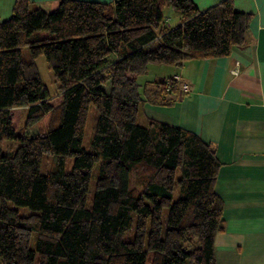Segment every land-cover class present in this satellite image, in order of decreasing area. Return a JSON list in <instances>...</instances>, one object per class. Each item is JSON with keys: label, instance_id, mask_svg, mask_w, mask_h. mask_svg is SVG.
I'll return each instance as SVG.
<instances>
[{"label": "trees", "instance_id": "trees-1", "mask_svg": "<svg viewBox=\"0 0 264 264\" xmlns=\"http://www.w3.org/2000/svg\"><path fill=\"white\" fill-rule=\"evenodd\" d=\"M166 6L180 24H166ZM249 21L233 0L204 10L192 0H59L49 11L15 0L0 21V264H216L220 161L192 131L138 121L141 103L171 101L178 86L163 78L151 92L137 76L150 63L227 55ZM41 55L56 105L34 62ZM15 108L31 133L16 130ZM47 154L55 161L42 172Z\"/></svg>", "mask_w": 264, "mask_h": 264}, {"label": "crops", "instance_id": "crops-1", "mask_svg": "<svg viewBox=\"0 0 264 264\" xmlns=\"http://www.w3.org/2000/svg\"><path fill=\"white\" fill-rule=\"evenodd\" d=\"M15 0H0V21ZM46 11L59 0H30ZM109 2L112 0H96ZM204 10L220 0H192ZM236 10L250 14L246 39L220 57H193L178 65L150 63L148 85L177 78L174 99L141 103L138 121L165 122L196 133L220 161L214 190L223 201V229L214 236L216 264H264V0H233ZM166 24L181 23L169 6ZM169 9V10H168ZM172 16L176 19L169 23ZM138 77V76H137ZM186 83L189 92L179 85Z\"/></svg>", "mask_w": 264, "mask_h": 264}, {"label": "rangeland", "instance_id": "rangeland-1", "mask_svg": "<svg viewBox=\"0 0 264 264\" xmlns=\"http://www.w3.org/2000/svg\"><path fill=\"white\" fill-rule=\"evenodd\" d=\"M169 10V9H168ZM167 12H171V11H167V9L164 10V15L167 16ZM169 17V15L167 16ZM170 17L172 18L170 20L169 23H172V21L174 19H176L174 17V15L172 16V13L170 15ZM47 34L46 31H35L32 34V37H43ZM23 55L25 57V59H29V54H28V50L24 49L23 50ZM36 68L38 69V72L40 74V77L43 81V83L45 84V86L47 87V90L50 94V100L51 102L56 105L60 102V98L61 96L59 95L57 86L55 84L52 72L48 69V66L46 64L45 61V57L43 55L38 56L37 58H35L34 60ZM148 76V75H147ZM147 76H145V73L142 75H139L137 77L138 81H141L143 78H146ZM13 114V124L16 128L17 131H20L21 133H31L34 129L32 130H24V126H23V122H24V116H25V109L23 108H15L12 112ZM93 115H94V110L93 108H91L88 112V116H87V120H86V126H85V134H84V138H83V145H87L88 144V138L91 132V128L93 126ZM15 146V143H11V142H4V149H7L9 146ZM10 146V148H11ZM55 161V157L51 154H47L44 155L42 157V162H41V171L42 172H48L51 167L53 166ZM73 159L72 157H68L64 163V169L65 170H69L71 168ZM131 181H132V186H134L136 189H139V185L137 184V180H136V176L132 174L131 176ZM92 185L90 186V191L92 190ZM19 212L21 213H27L29 212V209L27 207H22V206H18L17 207ZM128 235V234H127Z\"/></svg>", "mask_w": 264, "mask_h": 264}, {"label": "built area", "instance_id": "built-area-1", "mask_svg": "<svg viewBox=\"0 0 264 264\" xmlns=\"http://www.w3.org/2000/svg\"><path fill=\"white\" fill-rule=\"evenodd\" d=\"M177 78H173V81L176 82ZM166 88L169 89V84L167 83L166 84ZM179 90L182 92V93H187L189 92V86L186 84V83H181L179 85Z\"/></svg>", "mask_w": 264, "mask_h": 264}]
</instances>
